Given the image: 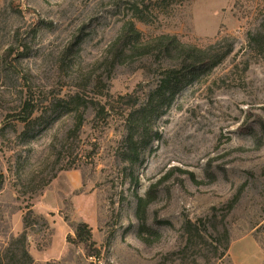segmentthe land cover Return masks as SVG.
I'll list each match as a JSON object with an SVG mask.
<instances>
[{
    "label": "rangeland",
    "instance_id": "obj_1",
    "mask_svg": "<svg viewBox=\"0 0 264 264\" xmlns=\"http://www.w3.org/2000/svg\"><path fill=\"white\" fill-rule=\"evenodd\" d=\"M130 21L143 39L234 43L152 121L155 138L132 165L119 151L123 118L104 95L137 89L142 100L161 60L108 70V45ZM256 30L263 38L264 0H0V264H172L164 253L184 216H215L228 229L230 264H248L245 255L263 264L264 51L248 37ZM72 91L88 107L66 113ZM28 100L41 118L25 133L13 118ZM90 101L107 103L108 115ZM78 221L90 226L96 256L71 242L68 224ZM24 225L28 255L15 240Z\"/></svg>",
    "mask_w": 264,
    "mask_h": 264
},
{
    "label": "trees",
    "instance_id": "obj_2",
    "mask_svg": "<svg viewBox=\"0 0 264 264\" xmlns=\"http://www.w3.org/2000/svg\"><path fill=\"white\" fill-rule=\"evenodd\" d=\"M155 2L163 4L165 0H155ZM139 11L136 9L134 16L140 21H145L139 15ZM248 37L256 44L257 49L261 52L264 51V37L260 36L258 30L253 33L248 32ZM233 50L234 43L225 37L219 38L205 47H198L182 42L175 35L170 34H160L150 39H143L142 33L136 29L132 21L121 28L106 50L104 61H108V70L113 69L116 64H122L127 59L135 57L146 59L153 57L161 60L154 82L149 86L142 100L137 94V89L116 96H112L108 92L104 95L114 100L115 105H112L111 108L119 110V114L123 118L122 145L119 148L120 154L123 155V161L132 165L138 160L142 150L155 138L151 131L152 121L164 114L180 91L222 63ZM64 102L66 113L75 111L81 106L88 107L86 99L79 91L69 93ZM90 102L96 108L97 114L108 115L107 103ZM22 110V115H15L13 119L24 123L23 132L26 133L30 124L40 119L41 115L33 116L36 108L29 100L23 103ZM81 125L82 118L80 117L77 127ZM55 174H52L43 185L55 177ZM3 182L4 176L0 171V189ZM212 220L209 217L191 219L184 216L179 229L180 240L164 253V257L172 264H224V262L230 264L228 249L232 237L226 227L218 225ZM68 225L73 231L71 242L76 246L84 245L88 256H96L97 249L93 247L90 226L84 221L72 222ZM143 229L140 226L139 235ZM26 235L24 225V229L15 240L23 243L20 251L28 255L24 246ZM141 238L146 240L145 237Z\"/></svg>",
    "mask_w": 264,
    "mask_h": 264
},
{
    "label": "crops",
    "instance_id": "obj_3",
    "mask_svg": "<svg viewBox=\"0 0 264 264\" xmlns=\"http://www.w3.org/2000/svg\"><path fill=\"white\" fill-rule=\"evenodd\" d=\"M247 237L248 236H244L242 239H239V241L243 240L244 238H247ZM252 242H253V248L256 249V252H259L260 258H261V255H262L261 253L262 252H261L259 246L254 241H252ZM230 257L233 258V254L232 253H230ZM244 259H247L246 262H248V264H255V262L253 261L254 258L249 257V255H245Z\"/></svg>",
    "mask_w": 264,
    "mask_h": 264
}]
</instances>
